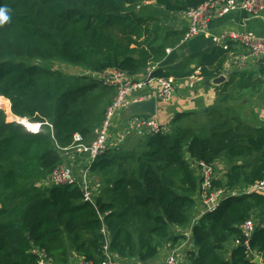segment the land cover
<instances>
[{
  "label": "trees",
  "instance_id": "obj_1",
  "mask_svg": "<svg viewBox=\"0 0 264 264\" xmlns=\"http://www.w3.org/2000/svg\"><path fill=\"white\" fill-rule=\"evenodd\" d=\"M146 1L176 14L205 0H0L10 16L0 24V96L14 116L40 125L33 132L0 109V264H40L42 253L52 264H70L72 255L100 264L105 244L119 264L147 263L186 239L177 229L191 226L201 204L194 162L224 163L226 181L215 179V188L244 190L264 179V126L235 118L191 136L162 129L98 156L90 168L103 187L95 205L84 201L79 182L42 184L65 165L74 135L89 143L102 124L115 89L97 74L118 69L138 77L165 57L160 18L140 11ZM194 57L212 80L227 53L216 47ZM154 75L169 78L160 69ZM241 76L240 86L264 96L260 77ZM249 218L257 220L250 247L264 254V196L251 194L225 200L191 226L188 263L256 264L242 243Z\"/></svg>",
  "mask_w": 264,
  "mask_h": 264
},
{
  "label": "built area",
  "instance_id": "obj_2",
  "mask_svg": "<svg viewBox=\"0 0 264 264\" xmlns=\"http://www.w3.org/2000/svg\"><path fill=\"white\" fill-rule=\"evenodd\" d=\"M236 11H246L257 18L264 19V0H205L196 7L188 8L181 13V16H184L187 21L186 32L181 44H186L195 38L208 34L209 25L212 21ZM214 39L217 46L225 52L232 53L237 50L243 60L253 59L258 64L264 62L263 34L254 31L225 30L217 34ZM167 51L170 52L171 49H167ZM157 69L158 67L155 65L149 66L145 76L141 79H136L127 72L118 69H108L97 74L105 85L116 89V93L105 111V118L102 124L95 129L94 139L89 143H85L82 135L78 133L74 135V143L71 148L79 147L82 148L81 150L78 149L80 152H88L90 162L82 168L79 180L72 167L59 165L48 177L46 184L63 186L74 185L79 182L84 193V201L95 205V192L99 188V183L98 181L91 182L90 180L91 163L108 150L117 148L112 147L110 142L111 129L116 115L124 111L131 103L151 97L152 94H149L147 90L154 83L159 85V90L155 94L159 103L170 102L175 94L174 79L154 75ZM200 79H202L200 68H197L189 77L190 86L195 88ZM132 117L133 120L129 129L135 131L141 138L159 133L162 130V124L156 116L136 115ZM193 166L201 178L200 198L203 209L192 221L191 226L195 225L206 213L215 212L229 198L251 194L264 196V179L248 188L245 187L244 190L215 188L213 186L215 179H221V182L225 183L227 178L225 172L221 171L222 166L218 163L208 164L203 161H196ZM256 227L257 220L254 218H249L241 224L242 243L253 262L255 258H259L261 264H264V254L252 250L250 247ZM239 243L241 242L236 239L234 246ZM104 249L105 259L100 264H119L108 251L107 244L104 245ZM40 259V264H49L50 262L44 253L41 254ZM164 264L184 263L180 260L177 251L174 250L167 256Z\"/></svg>",
  "mask_w": 264,
  "mask_h": 264
},
{
  "label": "crops",
  "instance_id": "obj_3",
  "mask_svg": "<svg viewBox=\"0 0 264 264\" xmlns=\"http://www.w3.org/2000/svg\"><path fill=\"white\" fill-rule=\"evenodd\" d=\"M175 1V0H174ZM153 12L161 20L162 31L160 43L166 44L165 57L156 62L155 65L162 72L166 73L167 77L173 78L175 83V94L170 102H160L158 108V115L156 118L162 124L163 131L172 133L176 129L189 130L192 126L193 131L190 132V136L193 134L207 133L209 122L210 127L213 128L220 123L225 122L223 118L224 112L221 110V105L228 103L231 99H245L243 114L245 106L249 105L251 108L250 115L252 118L260 119L258 122H262L264 125V96L262 94L253 93L250 88H243L239 84L241 75L246 74V77L252 75L253 79L261 78L264 82V76L260 73L262 64H258L253 59H242L237 50L232 53H227V60L224 65V70L220 75H224L226 80L219 85L206 84L207 80L201 76L195 88L189 84V77L199 67V60L194 57L196 53H208L216 49L217 44L214 37L225 30L236 31H254L264 35V19L257 18L246 11L232 12L225 17L217 18L209 25L208 34L202 35L198 38L188 42L183 51L180 47L185 45L180 42H173L177 37H184L186 32L187 21L181 13L170 14L163 7L158 6L153 1H146L141 7L140 11ZM167 49H171L170 52ZM191 49V50H190ZM147 71V70H146ZM146 71H143L136 79H141L145 76ZM219 75V76H220ZM165 77V76H164ZM264 88V83L262 89ZM159 90L158 83H154L147 92L155 95ZM123 112V111H122ZM123 114V113H122ZM121 112L116 115L112 129L111 140L115 141V144L121 146L125 139L131 133L130 125L133 117L128 116L127 113L122 115ZM183 115V117L176 121L177 115ZM226 114L231 112L227 111ZM229 115V116H230ZM233 117V116H231ZM238 118V117H233ZM198 120L202 124H194V121ZM229 120V119H228ZM251 126H263L249 122L247 119H242ZM212 124V125H211ZM119 148V147H117ZM86 158V157H84ZM83 158V159H84ZM72 162V163H69ZM68 165L75 170L76 176L80 177L82 168L88 164L82 160L77 162L69 160ZM223 168L222 162L219 163ZM199 211H202V206L198 204ZM199 212V213H200ZM198 213V214H199ZM192 227L187 229H177L178 233L186 234V239L183 240L177 248L173 250H163V252L155 259L142 264H164L167 256L174 250L177 251L180 260L184 264H189L187 260L188 251L194 249L193 241L191 240ZM72 261L70 264H86L79 256L72 255ZM49 264H52L49 262ZM120 264H138L137 262L130 260H121Z\"/></svg>",
  "mask_w": 264,
  "mask_h": 264
},
{
  "label": "rangeland",
  "instance_id": "obj_4",
  "mask_svg": "<svg viewBox=\"0 0 264 264\" xmlns=\"http://www.w3.org/2000/svg\"><path fill=\"white\" fill-rule=\"evenodd\" d=\"M187 46H189V43H186L185 45H183V46H181L180 47V50L181 51H183ZM191 50V49H190ZM55 67H56V69H58V70H64V71H66V72H69V73H71V74H76V75H85L84 74V72L83 71H80L81 70V68H78V67H73V66H66V65H62V64H56L55 65ZM94 76H96V75H94ZM114 92V91H113ZM115 93H116V89H115ZM114 93V94H115ZM244 100L245 99H231L228 103H225V104H222L221 105V110H223L224 112H226L227 113V111H229V112H231V115L229 116L228 114H224V119L225 118H227V119H225V121H228V122H230V123H232V122H234V118L233 117H238L239 119H247L249 122H252V123H255V124H260V125H263L262 124V122H258V121H260V119H255V118H252V116L250 115V111H251V108L249 107V105H246L245 106V111H244V114H243V108H244V105H245V103H244ZM1 108L6 112V115H7V121L8 122H12V121H20V122H23V120H18L17 118H16V116H14L13 114V116H11V115H9V111H8V109L7 108H5V107H2L1 106ZM10 109H11V105H10ZM123 112H121V114H122ZM126 114V112L124 111V113L122 114V115H125ZM231 116H233V117H231ZM12 117H13V119H12ZM229 119V120H228ZM27 121V120H26ZM28 122V121H27ZM27 122H25L24 121V123L27 125V127L29 128V126H28V124H27ZM194 124L196 125V124H200V126H202V124L200 123V121L198 122V120H196V121H194ZM205 124H207L208 125V127H207V130L210 128L211 129V127H210V124H209V122H206ZM212 125V124H211ZM264 126V125H263ZM193 127L194 126H192L189 130H186L187 128H189V127H186L185 128V131L186 132H188V133H190V132H192L193 131ZM30 129V128H29ZM137 137H139L138 135H137V133L135 132V131H131V133H130V135L128 136V139H125L124 140V142L121 144V146L122 145H124V144H126V143H128L130 140H132V139H136ZM138 139V138H137ZM111 142V146L112 147H120V146H118V145H116L115 144V141H110ZM86 143V142H85ZM133 143H135V141H132L131 142V144H133ZM72 148H75L74 150H72V151H69V152H67L66 154H65V165H68L69 163H72V162H69L68 163V161L69 160H74V161H77V162H82V160L83 161H85V162H90V156H89V153L88 152H85V151H79V150H81L82 148H79V147H72ZM79 149V150H78ZM82 154H84V155H82ZM84 157H86V158H84ZM84 158V159H83ZM96 179L98 180V178L97 177H92L91 176V173H90V180H91V182H94V181H96ZM99 181V180H98ZM41 184V183H40ZM42 184H44V183H42ZM44 185H48V183L46 184H44ZM49 186V185H48ZM103 188V187H102ZM102 188H101V185H99V191L98 192H95L96 194L98 193H100V191H102ZM199 205H201L200 203H199ZM199 207L197 208V210L193 213V215H192V219H191V223H192V221L199 215L198 213L200 212L199 210ZM202 209H203V207H202ZM230 243V242H229ZM231 245H234V241H233V243L231 244ZM50 261V260H49Z\"/></svg>",
  "mask_w": 264,
  "mask_h": 264
},
{
  "label": "water",
  "instance_id": "obj_5",
  "mask_svg": "<svg viewBox=\"0 0 264 264\" xmlns=\"http://www.w3.org/2000/svg\"><path fill=\"white\" fill-rule=\"evenodd\" d=\"M226 80V77L224 75H220L218 77H215L212 80H207L206 84H215L219 85L222 82ZM159 102L155 95H152L148 99L138 100L133 103H131L128 107L124 109V111L127 113L128 116H136V115H148V116H157L158 115V108H159ZM0 109H2L0 107ZM123 111V113H124ZM27 120V119H26ZM20 122V121H18ZM25 124L24 122H22ZM26 125V124H25ZM40 127V125H39ZM254 262L256 264H261L259 258H255Z\"/></svg>",
  "mask_w": 264,
  "mask_h": 264
},
{
  "label": "bare ground",
  "instance_id": "obj_6",
  "mask_svg": "<svg viewBox=\"0 0 264 264\" xmlns=\"http://www.w3.org/2000/svg\"><path fill=\"white\" fill-rule=\"evenodd\" d=\"M10 105H11V104H10V101H9V100H7L6 98L0 96V107L2 106V107L7 108L8 111H9V113L11 114V116H13V115H12V112H11V109H10ZM16 118H17L18 120H23V122H24V121L27 122L26 119H20V118H18V117H16ZM12 119H13V117H12ZM27 124H28L30 130H32L33 132H34V131H38V129H39V124H31V123H28V122H27Z\"/></svg>",
  "mask_w": 264,
  "mask_h": 264
},
{
  "label": "clouds",
  "instance_id": "obj_7",
  "mask_svg": "<svg viewBox=\"0 0 264 264\" xmlns=\"http://www.w3.org/2000/svg\"><path fill=\"white\" fill-rule=\"evenodd\" d=\"M10 19L7 8H0V24L7 23Z\"/></svg>",
  "mask_w": 264,
  "mask_h": 264
}]
</instances>
